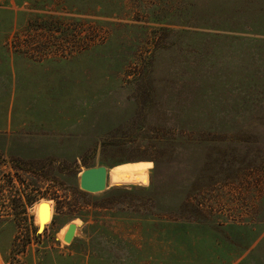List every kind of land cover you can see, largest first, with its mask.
<instances>
[{"label": "rangeland", "instance_id": "1", "mask_svg": "<svg viewBox=\"0 0 264 264\" xmlns=\"http://www.w3.org/2000/svg\"><path fill=\"white\" fill-rule=\"evenodd\" d=\"M263 112L264 0H0V264H264Z\"/></svg>", "mask_w": 264, "mask_h": 264}, {"label": "water", "instance_id": "2", "mask_svg": "<svg viewBox=\"0 0 264 264\" xmlns=\"http://www.w3.org/2000/svg\"><path fill=\"white\" fill-rule=\"evenodd\" d=\"M105 170L106 169L103 167H92L83 170L79 177L80 185L89 191H98L103 189V187L100 188L99 183L101 178L105 180ZM42 219L43 218L41 217V220ZM74 230L75 225L70 223L64 233V237L67 241L73 237Z\"/></svg>", "mask_w": 264, "mask_h": 264}, {"label": "bare ground", "instance_id": "3", "mask_svg": "<svg viewBox=\"0 0 264 264\" xmlns=\"http://www.w3.org/2000/svg\"><path fill=\"white\" fill-rule=\"evenodd\" d=\"M253 81H254V88L257 90L259 87V72H258V67L255 66L254 72H253ZM255 114H258V110H255ZM264 114V112H263Z\"/></svg>", "mask_w": 264, "mask_h": 264}]
</instances>
